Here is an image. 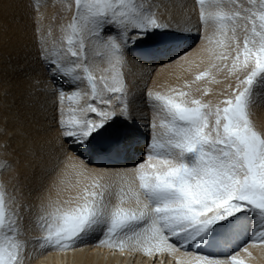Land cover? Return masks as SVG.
<instances>
[{
	"label": "snow or ice",
	"instance_id": "1",
	"mask_svg": "<svg viewBox=\"0 0 264 264\" xmlns=\"http://www.w3.org/2000/svg\"><path fill=\"white\" fill-rule=\"evenodd\" d=\"M196 3L201 25L212 29L206 51L221 62L211 68L226 69L235 88L215 106L177 88L149 91L159 123L152 122L146 159L134 169L138 185L113 191L99 180L88 182L82 166L70 164L84 180L69 185L61 179L64 187L58 195L67 192V197L49 198L41 206L36 221L40 248L68 251L99 234V246L171 257L181 244H212L245 222L256 232L254 242L264 244V131L249 112L254 98L264 92V0ZM65 12L61 41L48 47L51 28L40 41L48 72L69 88L58 92L60 134L75 146L73 152L79 148L118 155L131 148L139 131L125 101L120 69L126 55L139 50L143 56L171 59L173 42L183 36L161 23L147 0H67ZM89 44L105 53L108 67L99 79L98 67L89 60ZM175 56L186 59L187 53ZM209 75L206 71L195 81ZM184 87L191 89V83ZM12 203L15 207L0 184V264L25 260L23 206L14 199ZM229 261L244 264L236 254L225 260L196 258V264Z\"/></svg>",
	"mask_w": 264,
	"mask_h": 264
},
{
	"label": "bare ground",
	"instance_id": "2",
	"mask_svg": "<svg viewBox=\"0 0 264 264\" xmlns=\"http://www.w3.org/2000/svg\"><path fill=\"white\" fill-rule=\"evenodd\" d=\"M241 2L246 4V0ZM66 4L67 0H0V164L4 165L0 167V184L11 207H15L13 199L23 206L20 238L26 243L24 264H160L161 259L164 264H196L198 256L225 260L232 254L244 264H264V244L254 242L256 232L248 222L224 236L221 248L215 253L202 251V243H193L181 244L174 256L149 258L140 252L121 253L99 246L102 238L99 234L68 251L39 247L41 231L36 221L41 215V206L49 198L62 201L67 197V192L58 195V188L64 187L59 183L61 179L69 185L78 179L84 180L70 164L82 166L88 182L99 180L110 185L113 191L121 187L127 191L129 185H138L134 169L146 159L152 122L159 123L153 102L147 97L149 91L167 93L177 88L190 91L192 96L215 106L235 88V78L229 77L226 69L211 68L213 62H221L214 61L206 51L209 47L206 37L212 34V29L206 30L201 25L196 0H147L157 19L168 25L172 33H181L183 38L173 42L170 55L175 58L153 65L126 55L120 70L126 84L125 101L139 128L131 146L139 156L121 166L97 167L92 162V151L76 148L81 154L78 155L71 150L75 146H69L61 136L58 92L61 88L68 92L69 88L53 80L42 59L41 37H47L51 28L49 48L62 39L60 25L67 23ZM177 43L183 45L181 51L175 48ZM87 50L89 60L99 69L96 71L99 79L101 70L108 67L104 50L90 44ZM176 52L182 57L187 53L186 59L177 60ZM206 71L210 72L209 76L195 81L197 75ZM186 83H191V89L184 87ZM67 104L65 100V112ZM249 112L257 129L264 131V92L254 98Z\"/></svg>",
	"mask_w": 264,
	"mask_h": 264
},
{
	"label": "rangeland",
	"instance_id": "3",
	"mask_svg": "<svg viewBox=\"0 0 264 264\" xmlns=\"http://www.w3.org/2000/svg\"><path fill=\"white\" fill-rule=\"evenodd\" d=\"M58 84H60L61 82H58V81H56ZM76 154H78V155H81V154H79L77 151H76ZM83 156V155H82Z\"/></svg>",
	"mask_w": 264,
	"mask_h": 264
}]
</instances>
